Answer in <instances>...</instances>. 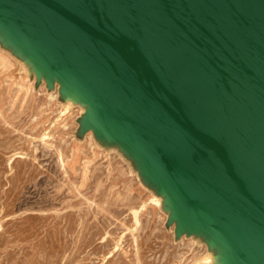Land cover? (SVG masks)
<instances>
[{
	"label": "water",
	"instance_id": "1",
	"mask_svg": "<svg viewBox=\"0 0 264 264\" xmlns=\"http://www.w3.org/2000/svg\"><path fill=\"white\" fill-rule=\"evenodd\" d=\"M0 36L76 90L169 195L177 232L264 264V0H0Z\"/></svg>",
	"mask_w": 264,
	"mask_h": 264
},
{
	"label": "rangeland",
	"instance_id": "2",
	"mask_svg": "<svg viewBox=\"0 0 264 264\" xmlns=\"http://www.w3.org/2000/svg\"><path fill=\"white\" fill-rule=\"evenodd\" d=\"M2 49L0 264H222L206 232H177L169 195L126 146L83 128L81 98L66 107L55 79L11 80Z\"/></svg>",
	"mask_w": 264,
	"mask_h": 264
},
{
	"label": "bare ground",
	"instance_id": "3",
	"mask_svg": "<svg viewBox=\"0 0 264 264\" xmlns=\"http://www.w3.org/2000/svg\"><path fill=\"white\" fill-rule=\"evenodd\" d=\"M0 51H2V52H4V50L2 49V48H0ZM5 51L6 52H9L7 49H5ZM18 53V52H17ZM20 54V53H19ZM19 56V55H18ZM23 56V55H22ZM10 62H11V68H10V70L8 71V75H9V78L11 79V80H13V81H15V80H21V82H23L24 84H27V80L26 79H28V77H29V83L30 84H32V82H33V80L31 79V77H32V75H33V73H32V70H31V67H32V65H29V66H27V65H23V67H24V73H20L19 72V70L18 69H16V68H18V65H17V63L19 64L20 63V66H22V64H21V62H19V60H18V57L17 58H15L14 56H12V55H10ZM30 63V62H29ZM28 63V64H29ZM34 77V76H33ZM26 80V81H25ZM29 84V85H30ZM59 85V84H58ZM42 86V85H41ZM33 87L34 86H32L31 87V89H33ZM50 92H51V94H52V96H55L54 95V93H53V91H47L46 93H47V95L48 94H50ZM78 98H80V95H79V93L76 91V90H73V89H71L70 90V92H69V94H68V97H67V99H66V101H65V106L67 107V105H69V103L70 102H75L76 101V99H78ZM75 104V103H74ZM71 107H73V105L71 106ZM70 107V108H71ZM69 108V109H70ZM87 134H89V136H91L92 134H91V132L90 131H88L87 132ZM59 158V157H58ZM11 159V158H10ZM61 161H62V159H61ZM92 204V203H91Z\"/></svg>",
	"mask_w": 264,
	"mask_h": 264
},
{
	"label": "crops",
	"instance_id": "4",
	"mask_svg": "<svg viewBox=\"0 0 264 264\" xmlns=\"http://www.w3.org/2000/svg\"><path fill=\"white\" fill-rule=\"evenodd\" d=\"M0 47L1 48H4V49H7L9 51V53L14 56L15 58H17L18 56V53L17 51L12 47L10 46L9 44H7L0 36ZM33 70V69H32ZM35 75V74H34ZM34 79V78H33ZM41 82V78L40 79H37L36 76H35V80H33V84H37V83H40ZM46 85V84H45Z\"/></svg>",
	"mask_w": 264,
	"mask_h": 264
}]
</instances>
